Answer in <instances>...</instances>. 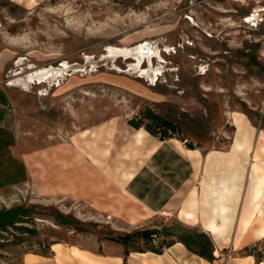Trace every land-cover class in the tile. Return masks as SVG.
Instances as JSON below:
<instances>
[{
  "label": "rangeland",
  "instance_id": "374dc122",
  "mask_svg": "<svg viewBox=\"0 0 264 264\" xmlns=\"http://www.w3.org/2000/svg\"><path fill=\"white\" fill-rule=\"evenodd\" d=\"M141 40L155 54L138 66L122 50ZM0 91V126L26 169L25 180L0 186V264H27L54 242L129 252L184 234L206 247L172 212L127 220L52 177L82 172V131L117 116L145 125L148 110L176 124L169 138L227 146L232 110H264V0H0Z\"/></svg>",
  "mask_w": 264,
  "mask_h": 264
},
{
  "label": "crops",
  "instance_id": "0c3cea01",
  "mask_svg": "<svg viewBox=\"0 0 264 264\" xmlns=\"http://www.w3.org/2000/svg\"><path fill=\"white\" fill-rule=\"evenodd\" d=\"M228 123V145L204 149L161 139L111 117L82 131V172L67 166L52 177L65 180L61 190L107 213L116 210L127 220L172 212L190 227L188 232L205 236L206 247L178 237L159 252L143 248L126 253L122 246L95 252L54 242L48 255L26 254V263L264 264L253 252L264 245V110L254 118L234 109ZM88 131L94 137L89 142Z\"/></svg>",
  "mask_w": 264,
  "mask_h": 264
},
{
  "label": "trees",
  "instance_id": "16d2710c",
  "mask_svg": "<svg viewBox=\"0 0 264 264\" xmlns=\"http://www.w3.org/2000/svg\"><path fill=\"white\" fill-rule=\"evenodd\" d=\"M6 102H7V98L5 94L2 91H0V105L6 104ZM146 115L151 120V122H149L148 124L144 125L142 122L136 119H131L128 121V123L136 128H140L144 126V128L148 130L151 134L158 136L161 139H166L171 137L172 135L169 134V131L176 132L177 126L169 118L161 116L153 112L152 110H148L146 112ZM1 117L2 115H0V118ZM14 143H15V139L12 131L9 130L8 127L0 126V186L8 183H16L26 179V169L24 162L14 157L10 153V147L13 146ZM188 147L194 148L191 144H188ZM57 218L58 220L70 222V217L64 216L60 213L57 214ZM19 221H23V220H19ZM148 234L149 232H143V235L147 236ZM178 238L191 246V242H190L191 238L189 236L180 235L178 236ZM123 243L127 244V241L124 240ZM171 243L172 241L168 242L167 244L169 245ZM150 249L159 252L162 249V247H151ZM42 253L44 255L49 254L46 253L45 251H42ZM126 253H128V250H126Z\"/></svg>",
  "mask_w": 264,
  "mask_h": 264
},
{
  "label": "bare ground",
  "instance_id": "6f19581e",
  "mask_svg": "<svg viewBox=\"0 0 264 264\" xmlns=\"http://www.w3.org/2000/svg\"><path fill=\"white\" fill-rule=\"evenodd\" d=\"M142 41L143 40H141V42H140V44H138V45H136V46H134V47H128V48H126L125 50H122V52H123V54H125L126 56H131L132 55V57H134L135 59L134 60H136L137 61V65L139 66L140 64H141V62H142V59H143V57H145V56H150V54H153L154 53V51L152 50V49H150V45H148L146 42L145 43H142ZM155 54V53H154ZM153 54V55H154ZM152 56V55H151ZM153 57V56H152ZM128 58V57H127ZM149 60L151 59L152 60V58H148ZM134 63H135V61H133ZM133 63V64H134ZM151 64V63H150ZM149 65V64H148ZM51 66V65H50ZM153 67H154V65H153ZM47 68V67H46ZM45 69V68H44ZM141 69L143 70V72L141 71ZM149 67L148 68H143V65H142V68H140L139 70L142 72V73H146V74H148L149 73ZM41 71V70H40ZM38 72V71H37ZM59 72H61L60 70H59ZM160 72V71H159ZM34 73V72H33ZM39 73V72H38ZM162 73V72H161ZM50 76V75H49ZM142 76V75H141ZM150 76H152V75H150ZM157 76H158V74H157ZM38 77V76H37ZM148 78V77H147ZM36 79V78H35ZM157 79V77H151V80L154 82L155 80ZM148 80V79H147ZM150 80V79H149ZM176 141H179L178 139L176 140ZM219 209V208H218ZM223 209V208H222ZM222 215V214H221ZM222 217V216H221ZM211 229V228H210ZM214 231V230H213Z\"/></svg>",
  "mask_w": 264,
  "mask_h": 264
},
{
  "label": "built area",
  "instance_id": "2783aa9c",
  "mask_svg": "<svg viewBox=\"0 0 264 264\" xmlns=\"http://www.w3.org/2000/svg\"><path fill=\"white\" fill-rule=\"evenodd\" d=\"M253 252H256L257 254H259L260 258L264 260V246H256ZM227 254L230 255L231 252L229 251Z\"/></svg>",
  "mask_w": 264,
  "mask_h": 264
}]
</instances>
